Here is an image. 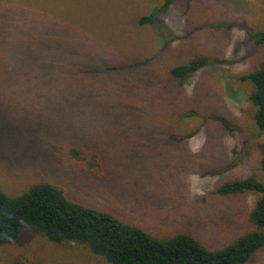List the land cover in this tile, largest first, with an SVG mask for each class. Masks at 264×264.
<instances>
[{"label": "rangeland", "instance_id": "1", "mask_svg": "<svg viewBox=\"0 0 264 264\" xmlns=\"http://www.w3.org/2000/svg\"><path fill=\"white\" fill-rule=\"evenodd\" d=\"M165 2L0 0V188L52 183L159 238L220 249L254 229L258 196L216 189L264 182L253 86L237 80L264 61V0H175L139 24ZM200 56L211 65L171 77ZM72 144L103 152L113 172L85 171ZM0 264L110 263L27 227L0 245ZM247 264H264V247Z\"/></svg>", "mask_w": 264, "mask_h": 264}, {"label": "trees", "instance_id": "2", "mask_svg": "<svg viewBox=\"0 0 264 264\" xmlns=\"http://www.w3.org/2000/svg\"><path fill=\"white\" fill-rule=\"evenodd\" d=\"M174 2L166 0L164 6L139 18V24H155L157 15L167 11ZM0 39L1 42L6 40L1 32ZM254 43L264 45V31L255 36ZM210 65L208 58L200 56L172 68L170 75L185 82ZM237 80L253 86L250 101L255 106L254 121L264 133V61ZM226 89L234 97L230 84ZM260 152L264 173V140ZM69 153L85 171L97 177L114 170L101 151L72 144ZM216 193L226 198L252 193L258 200L250 216L254 229L220 249H209L186 233L159 238L113 211L71 199L64 188L52 183L36 184L19 196L9 195L0 188V245L16 241L27 227H31L54 243L82 244L110 264H247L264 247V182L230 181L220 185Z\"/></svg>", "mask_w": 264, "mask_h": 264}]
</instances>
